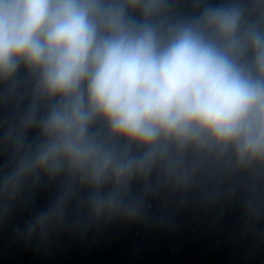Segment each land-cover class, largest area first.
Here are the masks:
<instances>
[{
	"label": "clouds",
	"instance_id": "clouds-1",
	"mask_svg": "<svg viewBox=\"0 0 264 264\" xmlns=\"http://www.w3.org/2000/svg\"><path fill=\"white\" fill-rule=\"evenodd\" d=\"M21 65L33 98L3 132L0 209L62 178L29 234L73 200L96 217L134 215L132 181L159 169L186 184L199 166L190 151L264 162V10L240 0L187 18L170 0H0V82Z\"/></svg>",
	"mask_w": 264,
	"mask_h": 264
}]
</instances>
